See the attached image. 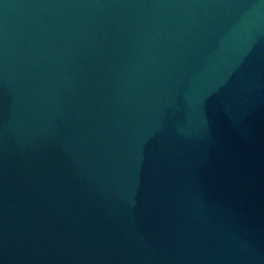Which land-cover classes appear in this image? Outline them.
Listing matches in <instances>:
<instances>
[{
  "label": "water",
  "instance_id": "95a60500",
  "mask_svg": "<svg viewBox=\"0 0 264 264\" xmlns=\"http://www.w3.org/2000/svg\"><path fill=\"white\" fill-rule=\"evenodd\" d=\"M0 264H264V0H0Z\"/></svg>",
  "mask_w": 264,
  "mask_h": 264
}]
</instances>
